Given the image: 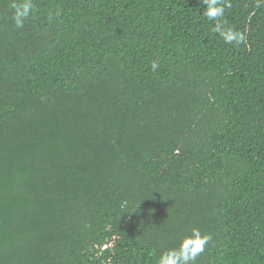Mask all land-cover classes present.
<instances>
[{
  "label": "trees",
  "instance_id": "1",
  "mask_svg": "<svg viewBox=\"0 0 264 264\" xmlns=\"http://www.w3.org/2000/svg\"><path fill=\"white\" fill-rule=\"evenodd\" d=\"M0 0V264H264V3ZM158 62L153 71L152 61Z\"/></svg>",
  "mask_w": 264,
  "mask_h": 264
},
{
  "label": "clouds",
  "instance_id": "2",
  "mask_svg": "<svg viewBox=\"0 0 264 264\" xmlns=\"http://www.w3.org/2000/svg\"><path fill=\"white\" fill-rule=\"evenodd\" d=\"M264 3V0H257L256 7ZM204 5L203 15L213 22L212 31L218 33L225 43L239 46L247 40L244 31L226 26L223 22L225 9L231 8L230 0H202ZM35 5L32 0H13L11 9L12 19L17 28H22L24 21L32 14ZM151 68L155 71L158 62L152 61ZM212 241V236L201 232L199 228H193L189 233L184 234L174 247L163 249L157 258L156 264H196L197 258L205 252L206 246Z\"/></svg>",
  "mask_w": 264,
  "mask_h": 264
}]
</instances>
